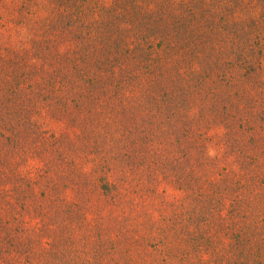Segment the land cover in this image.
<instances>
[{"label":"rangeland","instance_id":"obj_1","mask_svg":"<svg viewBox=\"0 0 264 264\" xmlns=\"http://www.w3.org/2000/svg\"><path fill=\"white\" fill-rule=\"evenodd\" d=\"M9 46L42 129L0 160V264H264V0H0Z\"/></svg>","mask_w":264,"mask_h":264},{"label":"trees","instance_id":"obj_2","mask_svg":"<svg viewBox=\"0 0 264 264\" xmlns=\"http://www.w3.org/2000/svg\"><path fill=\"white\" fill-rule=\"evenodd\" d=\"M137 8L143 11L144 4L142 1H140V4H136ZM178 7V6H176ZM144 20H147L148 25H150L149 30H153L155 34H158V36L161 34V31L164 28V23H165V18L162 17H157L155 19H151L150 16H146L143 18ZM137 21V20H136ZM62 22L63 27H66L67 23ZM146 23V22H145ZM134 23H132L133 25ZM62 27V26H61ZM62 27V28H63ZM213 30V29H211ZM210 29H208V32ZM63 34V33H62ZM153 35H149V38L152 39ZM156 36V37H158ZM197 37L202 40V34L200 32L197 33ZM218 38L216 32L214 31L213 33V39L215 40ZM49 45V41L44 42V47L43 49L47 51L48 49L46 46ZM82 45V43H81ZM7 50L3 51V56L2 53L0 54V160L1 158L6 159L8 155H11L13 151H18L19 152V157L21 155H26L30 154L29 150L32 146V140L27 137V134L25 133L26 130L31 129L33 130L34 133H40V128L42 124H39L36 122L34 117L31 122L28 121V124H24V116L26 113L22 112L20 109V104L22 102V99H27L28 97H32L34 93L32 92H26L23 90V85L22 81L18 78L15 77L13 78V85L11 88H6L7 86L5 85L4 79L6 76L7 71L6 66L9 64V68L12 70V75H17L25 72V59L23 58V53H27L28 49H22V48H15L14 50H11V47H7ZM19 49V50H18ZM82 50V49H81ZM80 48L74 52H66L62 50H57V53H54L55 56V62L53 67H57L56 70H59L60 68L65 70H69L71 68H75V63L73 62V57L75 58H81V56H84L85 58H90L86 53L85 50L81 51ZM14 51V52H13ZM19 51V54H18ZM95 51V50H94ZM13 52V53H12ZM30 52V51H29ZM95 52H99L95 51ZM89 54V53H88ZM13 55V56H10ZM29 55H31L29 53ZM100 53L98 54L99 58ZM115 56V62L117 63L119 61V56L116 54ZM45 60V59H44ZM46 61V60H45ZM4 62H8L7 64ZM69 63V67H68ZM115 63V64H116ZM23 65V66H22ZM207 72L204 71L201 75L200 78L203 77V79H206L208 77H214L218 76L219 73L218 70L220 69L219 64H213L211 68H209ZM54 69L53 74L57 75L59 72ZM86 70H88V66L86 67ZM203 71V70H202ZM218 72V73H217ZM56 77V76H54ZM42 80L40 81H35L33 86H37L38 84L41 85ZM29 87L31 86H26V89H30ZM110 87V86H109ZM112 89V87H111ZM82 104V103H81ZM37 108V109H35ZM33 113L36 115L37 110L40 109L38 106H34ZM31 114V110L29 111ZM252 114H255V117H259L261 119V109H255L253 107ZM251 118V115H249V119ZM38 125V126H37ZM40 127V128H39ZM42 129V128H41ZM15 132V133H14ZM16 132L18 135L16 136ZM10 134V135H9ZM16 136V137H15ZM40 139V138H39ZM43 140V139H41ZM40 142V141H39ZM42 143V142H41ZM39 149V148H37ZM41 153V152H39ZM17 155V156H18ZM9 157V156H8ZM43 158H47V156L41 155ZM46 160V159H44Z\"/></svg>","mask_w":264,"mask_h":264}]
</instances>
